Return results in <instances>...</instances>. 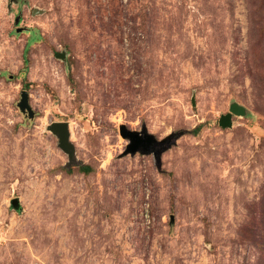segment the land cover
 Here are the masks:
<instances>
[{
	"label": "rangeland",
	"instance_id": "obj_1",
	"mask_svg": "<svg viewBox=\"0 0 264 264\" xmlns=\"http://www.w3.org/2000/svg\"><path fill=\"white\" fill-rule=\"evenodd\" d=\"M0 264H264V0H0Z\"/></svg>",
	"mask_w": 264,
	"mask_h": 264
},
{
	"label": "water",
	"instance_id": "obj_2",
	"mask_svg": "<svg viewBox=\"0 0 264 264\" xmlns=\"http://www.w3.org/2000/svg\"><path fill=\"white\" fill-rule=\"evenodd\" d=\"M25 29L19 28L17 29V33L24 32ZM61 59H65V55H60ZM13 79V76L10 77ZM18 108L21 113L28 119L34 120L36 117V113L30 105L29 101V93L27 91L21 92V99L18 103ZM245 109L234 103L230 107V111L227 115H223L220 119V125L222 128H231L233 125V116H245ZM48 130L52 132L57 138L59 142V147L64 151L69 158V166L75 162V152L76 148L74 144L71 142V134H70V124L69 122H55L51 123L48 127ZM120 135L130 142L128 147V151L126 155L132 154L135 155L140 149L156 146L157 149L154 152V155L158 161V164L161 162V155L166 151L167 147L165 146V142H158L148 133V130L144 127L141 132L131 131L125 125L120 127ZM148 153H153L149 151ZM12 206L14 209H20V203L18 199L12 201Z\"/></svg>",
	"mask_w": 264,
	"mask_h": 264
},
{
	"label": "trees",
	"instance_id": "obj_3",
	"mask_svg": "<svg viewBox=\"0 0 264 264\" xmlns=\"http://www.w3.org/2000/svg\"><path fill=\"white\" fill-rule=\"evenodd\" d=\"M80 170H82L84 173H88V172H90L91 169L89 166H83V167H81Z\"/></svg>",
	"mask_w": 264,
	"mask_h": 264
}]
</instances>
